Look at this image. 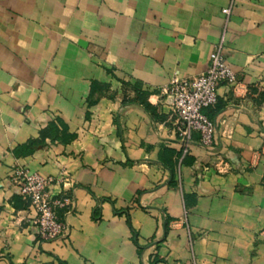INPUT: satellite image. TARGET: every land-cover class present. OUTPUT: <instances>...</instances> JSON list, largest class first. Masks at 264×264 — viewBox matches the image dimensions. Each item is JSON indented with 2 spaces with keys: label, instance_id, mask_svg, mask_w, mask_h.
Instances as JSON below:
<instances>
[{
  "label": "crops",
  "instance_id": "obj_1",
  "mask_svg": "<svg viewBox=\"0 0 264 264\" xmlns=\"http://www.w3.org/2000/svg\"><path fill=\"white\" fill-rule=\"evenodd\" d=\"M222 38L238 84H220L206 109L208 147L175 135L162 88L207 70ZM50 122L60 138L28 151ZM18 165L69 178L50 187L71 198L56 208L65 235L43 239L30 223ZM192 253L264 264V0H0V264Z\"/></svg>",
  "mask_w": 264,
  "mask_h": 264
},
{
  "label": "built area",
  "instance_id": "obj_2",
  "mask_svg": "<svg viewBox=\"0 0 264 264\" xmlns=\"http://www.w3.org/2000/svg\"><path fill=\"white\" fill-rule=\"evenodd\" d=\"M222 11L226 16L230 15L231 6ZM223 48L224 38L211 52L207 70L191 79L174 77L162 88L170 98L174 114L173 132L183 140L188 141L194 133H198L203 145L211 147L214 144L216 124L206 109L217 104L220 84H238L237 74L229 65ZM62 179L70 181L66 176H46L22 165L15 166L11 174V183L16 192L34 211L29 217L30 223L38 228L40 236L46 240L58 239L67 233L66 223L56 208L69 204L71 198L66 194L54 196L50 190L54 181Z\"/></svg>",
  "mask_w": 264,
  "mask_h": 264
},
{
  "label": "trees",
  "instance_id": "obj_3",
  "mask_svg": "<svg viewBox=\"0 0 264 264\" xmlns=\"http://www.w3.org/2000/svg\"><path fill=\"white\" fill-rule=\"evenodd\" d=\"M58 131H59V129H58L57 124L54 123V122H50L49 125L46 128H44V129L41 130L40 139L39 140L33 139L27 145H23V146L24 147H27L28 148L27 149L28 151H32L33 148L38 145L39 141L40 142H43L46 137L51 138V140H53V141L56 140V139H59L60 137H59ZM171 168H172V166H171ZM139 248L141 249L142 247L139 246ZM158 261H159L158 258H155L154 259V262H158Z\"/></svg>",
  "mask_w": 264,
  "mask_h": 264
},
{
  "label": "rangeland",
  "instance_id": "obj_4",
  "mask_svg": "<svg viewBox=\"0 0 264 264\" xmlns=\"http://www.w3.org/2000/svg\"><path fill=\"white\" fill-rule=\"evenodd\" d=\"M194 243H195V237L191 233H189V244L191 248L193 247ZM188 264H198V258L194 255V253H192V256Z\"/></svg>",
  "mask_w": 264,
  "mask_h": 264
}]
</instances>
